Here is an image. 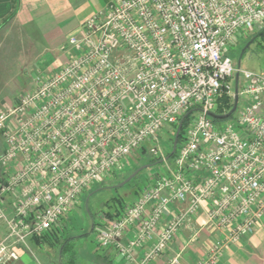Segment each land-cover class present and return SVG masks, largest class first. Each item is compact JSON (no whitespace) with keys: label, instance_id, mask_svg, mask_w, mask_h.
Listing matches in <instances>:
<instances>
[{"label":"built area","instance_id":"1","mask_svg":"<svg viewBox=\"0 0 264 264\" xmlns=\"http://www.w3.org/2000/svg\"><path fill=\"white\" fill-rule=\"evenodd\" d=\"M263 27L264 0H110L89 16L60 46L65 62L0 106V264L53 236L86 190L145 153L165 170L119 217L101 216L100 247L149 264L199 210L220 236L198 264L252 234L264 218V70L236 68L230 52ZM236 73L242 109L217 124L208 113L231 109ZM222 98L230 106L218 112ZM184 116L169 163L158 134ZM175 204L184 210L163 222Z\"/></svg>","mask_w":264,"mask_h":264},{"label":"rangeland","instance_id":"2","mask_svg":"<svg viewBox=\"0 0 264 264\" xmlns=\"http://www.w3.org/2000/svg\"><path fill=\"white\" fill-rule=\"evenodd\" d=\"M259 31V30H258ZM254 31L239 40L231 49L233 64L240 70L260 72L264 70V47L259 41L250 43L240 55L245 45L255 37ZM254 35V36H253ZM32 39L18 27H6L0 36V106L12 104L21 94L30 90L36 75L35 50ZM239 61V67H238ZM243 76L239 75V85L243 84ZM242 109L239 102L236 110L227 118L217 121L223 124L235 122ZM176 128L164 124L158 134V145L164 157L172 152ZM162 157L145 153L132 158L128 167L106 178L103 183L95 184L86 190L77 200L74 207L67 212L61 227L60 241L51 250L45 252L50 261L38 254L40 264H100L102 247L95 240V226L101 221L105 212L124 210L125 206L135 200L141 189L154 179L157 172H163L165 167L160 162ZM168 162H172L169 156ZM137 169L140 171L129 181L120 185ZM104 213V214H103ZM94 226V227H93ZM54 241H48L52 246ZM63 250H60V247ZM65 246V247H64ZM61 247V248H62ZM46 254H43L46 256ZM36 255V254H35ZM37 256V255H36ZM70 261V262H69Z\"/></svg>","mask_w":264,"mask_h":264},{"label":"crops","instance_id":"3","mask_svg":"<svg viewBox=\"0 0 264 264\" xmlns=\"http://www.w3.org/2000/svg\"><path fill=\"white\" fill-rule=\"evenodd\" d=\"M109 1L0 0V36L8 26L22 29L34 43L33 49L36 51L34 60L38 65L36 74H48L65 62V56L61 53L60 46L68 37L78 35L82 23L92 14L105 8ZM14 8L15 14L9 18ZM2 146L0 135V151ZM183 210L184 205L171 206L170 211L163 217V222ZM62 233V229H57L53 236H46L41 244L34 238L29 239L28 245L31 252H27L23 248L18 249L19 258L13 264H40L38 254L50 261V256L46 254L45 249L51 250V247L57 245ZM134 233L129 230L125 239H129ZM3 234L4 229L1 228L0 239ZM219 236L218 231L207 226L205 213L203 210H199L183 222L163 254L149 264H168L175 256L179 257V264H198L213 241ZM153 238L137 250V259L141 258L149 248ZM48 241H54L51 243L52 246L47 244ZM61 247L60 250H63ZM100 258V264H132L121 254H118V251L113 247L102 248ZM215 264H264V218L256 225L252 234L243 236L235 244L227 245Z\"/></svg>","mask_w":264,"mask_h":264},{"label":"water","instance_id":"4","mask_svg":"<svg viewBox=\"0 0 264 264\" xmlns=\"http://www.w3.org/2000/svg\"><path fill=\"white\" fill-rule=\"evenodd\" d=\"M251 43V41H249L245 47L242 49L240 55H242L244 53V51L246 50V48L249 46V44ZM238 67H239V61H238ZM237 89H238V73H236L235 78H234V98H233V104L231 109L225 113V114H217L214 112H209L208 114L213 117L214 119H225L227 117H229L236 109L237 106V102H238V95H237ZM186 116H184L182 118V120L180 121V123L178 124L177 128H176V132H175V138L173 140V144H172V153L175 151L176 145H177V141H178V136L180 134V130H181V126H182V122L185 119ZM140 171V169H137L133 174H131L125 181H123L120 185L124 184L125 182L129 181L132 177H134L138 172Z\"/></svg>","mask_w":264,"mask_h":264},{"label":"trees","instance_id":"5","mask_svg":"<svg viewBox=\"0 0 264 264\" xmlns=\"http://www.w3.org/2000/svg\"><path fill=\"white\" fill-rule=\"evenodd\" d=\"M14 14H15V8L13 9L9 18H11ZM258 41H259L260 46L264 47V27L255 33V37L253 38V40L251 42L254 43V42H258ZM222 106H225L226 109H229L230 103H229V100L227 98H222L220 100V103L218 104L216 110L218 112H221ZM180 137H181V133L179 134L178 138L180 139ZM172 155H173V153L170 151L167 156H172ZM121 213H122V211L120 209L117 212H111V211L105 212L106 217H108V218H117L121 215Z\"/></svg>","mask_w":264,"mask_h":264}]
</instances>
